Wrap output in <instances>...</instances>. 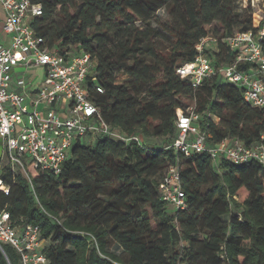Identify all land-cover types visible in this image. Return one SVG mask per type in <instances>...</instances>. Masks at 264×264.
I'll return each mask as SVG.
<instances>
[{"label": "trees", "instance_id": "trees-1", "mask_svg": "<svg viewBox=\"0 0 264 264\" xmlns=\"http://www.w3.org/2000/svg\"><path fill=\"white\" fill-rule=\"evenodd\" d=\"M32 1L43 8L32 21L36 32L50 47L92 54L90 98L110 125L142 142L78 141L59 174L28 166L35 192L0 154L10 186L0 191V211L41 226L48 264H264V165L214 160L207 151L183 158L171 146L148 145L154 137L174 142L181 99L194 102L208 145L226 137L264 142V109L241 87L216 73L194 88L177 73L202 37L256 31L251 8L240 10L236 0ZM207 51L216 66L236 57L222 41ZM178 157L188 204L181 210L160 189ZM3 248L0 264H20L12 246Z\"/></svg>", "mask_w": 264, "mask_h": 264}, {"label": "built area", "instance_id": "built-area-1", "mask_svg": "<svg viewBox=\"0 0 264 264\" xmlns=\"http://www.w3.org/2000/svg\"><path fill=\"white\" fill-rule=\"evenodd\" d=\"M240 10L257 7L252 12L256 31H235L231 35L202 37L196 44L193 61L177 68V73L201 86L205 78L219 73L244 91L245 100L264 109V0H236ZM5 10L3 24L8 42L0 44V141L2 159L13 172H23L35 192L28 166L59 174L78 141L94 142L107 135L116 140L141 144L140 135H128L104 118L102 109L89 96L87 81L95 80L96 59L88 52L50 47L32 25L42 15L40 3L32 0H0ZM257 15V19H256ZM222 41L236 57L231 64L214 65L207 50H217ZM250 64L248 69L241 65ZM42 67L44 75H26L31 68ZM98 92L103 86L96 84ZM178 135L171 147L181 157L207 151L212 159L225 158L241 164L258 161L264 165V142L247 145L238 137H226L208 145L210 134L201 128L194 107L176 109ZM181 158L170 164L160 183L162 197L174 209L188 207L181 185ZM0 191L9 194L10 186L0 176ZM12 246L20 264H48L41 226L23 218H14L7 209L0 211V248Z\"/></svg>", "mask_w": 264, "mask_h": 264}, {"label": "rangeland", "instance_id": "rangeland-1", "mask_svg": "<svg viewBox=\"0 0 264 264\" xmlns=\"http://www.w3.org/2000/svg\"><path fill=\"white\" fill-rule=\"evenodd\" d=\"M250 8L252 10V12L254 13L255 11H259L257 7H252L250 5ZM158 14L163 17V18H167V13L165 11V9H161ZM255 16V15H253ZM256 19H257V15H256ZM254 21V20H253ZM215 26L217 27H221L219 24H215ZM36 74V80H41L43 78L44 75V69L42 67H35V68H31L29 69L28 73L26 75H33ZM181 103L183 105V108L185 110H187L189 107H194V102L190 101L188 99H181ZM171 142L172 140L168 137H154V138H149L148 139V145L150 146H158V147H170L171 146ZM3 150V146L2 143L0 141V151ZM112 250L117 252V253H121V249L117 248L116 245H112Z\"/></svg>", "mask_w": 264, "mask_h": 264}, {"label": "crops", "instance_id": "crops-1", "mask_svg": "<svg viewBox=\"0 0 264 264\" xmlns=\"http://www.w3.org/2000/svg\"><path fill=\"white\" fill-rule=\"evenodd\" d=\"M5 19V10L0 6V44L8 42V36L4 33L3 24Z\"/></svg>", "mask_w": 264, "mask_h": 264}]
</instances>
